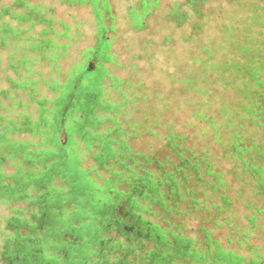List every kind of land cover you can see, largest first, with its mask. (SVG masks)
<instances>
[{
  "label": "rangeland",
  "instance_id": "374dc122",
  "mask_svg": "<svg viewBox=\"0 0 264 264\" xmlns=\"http://www.w3.org/2000/svg\"><path fill=\"white\" fill-rule=\"evenodd\" d=\"M99 8L101 22L91 0H0L4 119L30 118L35 124L48 116L51 121L55 99L78 72L86 75L85 84H96L92 90L101 86L100 99L112 104L107 111L96 109L103 122L92 147L77 132L66 143L64 132L40 124L35 132L10 131L0 154L8 141L56 149L58 138L97 186L123 191L134 175L127 167L136 173L175 170L180 197L172 196L164 209L142 201L155 213L149 217L167 232L191 238L203 256L210 239L245 264L263 262L264 195L257 180L264 178V124L255 120L258 88L250 70L264 61V0H99ZM18 12L24 17L17 18ZM104 35L109 59L94 56ZM88 68L95 70L88 73ZM117 124L119 133L110 134L115 154L99 163L95 153L103 149L102 133ZM236 141L246 147L242 156ZM184 157L191 161L182 165ZM8 158L2 164L6 174L21 163L19 155ZM29 165L23 163L21 179ZM256 167L263 176L253 175ZM39 168L31 172L38 174ZM50 183L63 185L60 175ZM26 191L33 193L1 203L0 214L12 213L13 207L22 209L16 213L22 217L35 211L37 205L28 200L38 192ZM222 195L229 201L224 203ZM174 264L202 263L175 258Z\"/></svg>",
  "mask_w": 264,
  "mask_h": 264
},
{
  "label": "trees",
  "instance_id": "16d2710c",
  "mask_svg": "<svg viewBox=\"0 0 264 264\" xmlns=\"http://www.w3.org/2000/svg\"><path fill=\"white\" fill-rule=\"evenodd\" d=\"M91 1L96 18L101 22L103 14L99 8V0ZM104 4L103 7H106ZM17 15L19 19L24 17L20 12ZM104 46L107 50L105 35L94 51V56L97 54L103 59H109L106 50L103 51ZM259 62L264 65L263 60L256 61L250 70V78L258 88V103L254 106V113L258 118L255 120L258 125H263L264 71L258 66ZM99 67L102 66L96 69ZM93 70L88 68L85 71L89 73ZM258 71L262 78L258 76ZM85 76L84 72H78L65 85L62 94L54 101L51 121L50 117L44 116L32 124L30 118L15 122L0 115V143L8 140L10 131L17 129L35 132L37 126L42 124L53 126L59 133L64 132L66 143H72L73 135L77 132L79 140H88V146L92 147L95 144L93 139L101 136L96 131L97 125L103 122V118L95 117L96 109L99 107L101 111H107L112 104L100 99L101 86L94 91L92 89L96 84L92 81L84 83ZM89 124L93 129H89ZM119 128L117 124L108 133H102L103 149L95 153V159L99 163L104 164L114 156L115 150L110 143L116 140L110 138V134H118ZM56 140V149H29L25 142L8 141L7 151L0 154V204L29 196L33 193L26 191L29 189H36L38 192L28 200L37 205V209L28 217L17 215L22 209L16 207L8 215L0 214V264H174L175 258L202 264H245L241 260L242 256L226 251L216 240L211 243L208 239V251L203 256L198 249L192 247L191 238L167 232L149 217L155 213L142 201L155 203L164 209L172 196L174 199L180 197L175 170L164 172L159 169L155 174L142 168L140 173H136L132 167H127L134 174L128 191L110 186L101 188L86 175L85 170L78 167L80 158L70 155L65 149L66 144L58 138ZM119 140L124 142L122 136ZM234 145L235 151L242 156L246 147H242L240 141L234 142ZM16 155L21 156V163L16 170L6 174L2 164L8 157L13 159ZM190 161V158L184 157L181 163L185 165ZM26 162L30 163L26 169L27 176L21 179L20 169ZM35 166L40 167L38 174L31 172ZM209 166L211 163H207L206 167ZM255 172L254 176H263L260 167H256ZM57 175L61 176L62 186L50 183ZM257 184L259 193L264 195V178L257 180ZM163 188H167L166 194ZM222 197L224 203L229 201L226 195ZM23 227L28 231L25 235L22 234ZM9 232L15 236H11ZM28 241L33 243L28 245ZM46 248L53 253H46ZM249 264H264V261L254 259Z\"/></svg>",
  "mask_w": 264,
  "mask_h": 264
}]
</instances>
